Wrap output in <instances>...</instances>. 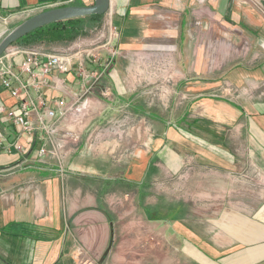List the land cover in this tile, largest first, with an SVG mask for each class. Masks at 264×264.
<instances>
[{
    "label": "crops",
    "instance_id": "crops-1",
    "mask_svg": "<svg viewBox=\"0 0 264 264\" xmlns=\"http://www.w3.org/2000/svg\"><path fill=\"white\" fill-rule=\"evenodd\" d=\"M94 1L0 0V36L9 30L13 21H19L16 27L42 10L79 2L94 4ZM111 2L112 5L115 3L121 16L117 20L121 32L119 49L130 56L140 55L145 66L153 61L151 51L161 50L168 60L167 64L173 65L172 71L162 78L165 86L161 84V93L154 91V96L147 101L136 95L130 98L133 111L150 118L153 113L150 108L156 107L154 100L159 96L165 107L163 111L167 114L162 117L158 115L163 118L159 121L156 115L152 116L153 125L148 128L153 131L150 132L151 140L145 145V151L135 154L134 159L130 160L131 166L123 159L124 141L120 137L123 125L113 127L118 139L104 141L101 145H106L113 157L108 163L111 159L108 154L97 157L91 151L94 143L98 142L95 139H99L95 134L101 135L104 124L97 121L96 126L92 125V119H98L102 113L97 114L99 117L84 120L90 110L94 113L98 107L96 103L89 102L81 120V125L90 124L82 132L84 148L75 156H70L67 163L72 172L65 176L59 174L54 160L48 158L49 161L45 163L35 161L41 145L37 137L22 132L17 125L0 116L4 142L13 145L11 152L0 148V264H90L89 259L82 258L78 241L87 243L95 251V239L98 245L107 240V227L115 224L104 213L105 193L109 190L110 182L116 183L113 180L134 181L136 194L140 195V189L145 194L143 187L152 175L158 174V164L174 168L179 156L189 154L200 163L216 165L219 185L221 179L224 182L226 178H234L240 153L237 146L239 141H245L248 146L247 151L241 153L264 156V18L258 8L245 0ZM191 15L193 19H190ZM204 15L207 18L202 19ZM177 16H181V25L172 27L169 19ZM185 25H193L197 33L201 30L204 37L199 39L190 35L188 39L183 38ZM231 31H237L248 41L260 44L263 52L256 53L259 63L227 67L230 58L227 60L226 50L231 41ZM253 48L256 50L257 44ZM218 52L224 57L222 64L215 57ZM22 58V55L17 56L14 63ZM118 64L114 65L112 73L114 86L106 83L108 86L102 84L98 89L94 85L91 94L95 91L98 94L100 89L109 86L115 90L116 97L128 94L130 90L124 85ZM65 76L68 78L66 86L69 93L64 96L70 102L83 92L76 64ZM146 77L154 81L152 75L146 74ZM222 77L225 79L222 80ZM128 82L132 83L131 80ZM225 82L245 83L247 90L243 104L227 97L214 96ZM260 85L262 90H258ZM169 86L173 89L172 93ZM44 93L50 99L60 95L52 87L44 88ZM0 99L7 105L14 104L5 90L0 91ZM16 143L24 145L25 152L16 150ZM79 168L85 172H76ZM12 170L15 173L8 174ZM113 174H118V177L112 178ZM113 234L112 230L110 235ZM260 256H263L262 253ZM260 259L264 260L262 257Z\"/></svg>",
    "mask_w": 264,
    "mask_h": 264
},
{
    "label": "rangeland",
    "instance_id": "rangeland-1",
    "mask_svg": "<svg viewBox=\"0 0 264 264\" xmlns=\"http://www.w3.org/2000/svg\"><path fill=\"white\" fill-rule=\"evenodd\" d=\"M245 1L257 7L262 19L264 18V0ZM117 11L114 3L98 22L88 23L86 36H81L70 43L56 41V43L27 45L12 44L3 56H8L18 48L27 47L51 53L101 49L103 54L101 59H104L106 67L100 82L95 85L98 89L102 84L108 86L106 83L114 86L112 73L114 65L119 62L120 75L125 81L124 85L130 91L128 94L123 93L121 97H116L112 87L109 86L106 90L109 91L107 96L101 95L100 89L98 94L101 96L98 95V97L103 108L97 100H89L88 103H96L98 107L94 113L90 110L84 120L88 121L94 115L97 116L96 114L102 108L99 112L102 115L97 116L98 119H92V125L96 126L99 121L102 125L104 124V128L101 127L104 130L100 133L101 135L95 134L99 139H95L98 142L94 143L91 151L97 157L99 155L105 157L108 154L111 158L108 163H111L113 157L110 150L105 148L106 145L103 144L104 147L101 145L104 141L118 139V135L112 128L118 124L123 125L120 130L125 149L123 159L126 160L127 165L131 166L130 160L134 159L135 154L139 155L145 151V145L151 140L150 132L153 131L148 128L152 127L154 118L151 115L150 119L147 115L136 114L130 98L136 95L147 101L154 96V91L161 93V84L165 86L162 78L167 75V72L172 71L173 65L167 64L168 60L165 59L161 50L151 51L154 58L146 66L143 57L138 54L130 56L124 52L112 58L108 48H120L121 32L117 20L121 16ZM178 17L169 19L172 27L176 24L181 25L179 21L181 16ZM201 18L207 17L204 15ZM188 19L187 17L186 24L189 23ZM190 19H193V16ZM194 21L195 18L191 23L194 24ZM17 23L19 21H13L9 30L1 34L0 40ZM183 29V38L188 39L190 35L199 39L204 37L201 30L197 33L193 25H185ZM253 42V40L248 41L243 34L231 31V41L226 50L227 60L230 58L227 67L259 63L260 59L256 57V53L260 54L263 50L259 43H256L255 50L253 47L256 44ZM217 48L218 51L219 47ZM136 53H142V51ZM215 57L219 64L224 63L221 53L218 52ZM134 59L137 62L134 63ZM185 66L186 70L187 65ZM146 74L152 75L154 81L151 82L147 77L145 79ZM224 79L222 77V80ZM129 80L132 83H129ZM169 84L171 85V82ZM230 84L233 91L228 98L243 104L242 99L245 98L243 96L247 90L245 83ZM262 88L261 86L258 90ZM168 89L171 93L173 92L170 86ZM107 97L112 98L113 101L108 100ZM161 101V97H156L154 100L156 107L150 109L156 112V116L162 117L166 112ZM151 102L153 103V100ZM89 125L88 123L79 127L78 132L81 137L78 141V150L73 156L84 148L85 137L82 132ZM237 146L240 153L235 165L234 178L231 180L226 178L224 182L221 179L219 185L217 182L220 178L216 176V165L200 163L196 158L192 159L189 154L184 157L179 156L174 168L169 169L165 164H158V174L156 172L152 175L147 185L143 187L145 194L141 193V189L140 195L136 194L137 185L134 181L126 183L125 180H113L116 182L114 184L110 182L107 188L109 190L105 193L104 213L115 225L107 227V240L99 245L94 238L95 251L86 242L84 244L78 241L82 258L89 259L90 264H264V260L260 259L264 258V156L243 154L248 148L245 141H239ZM76 172L83 173L85 170L79 168ZM115 176L118 177V174H113L112 178ZM112 230L113 236L110 235ZM98 248L99 250L96 251ZM260 253L263 256L259 257ZM257 258L259 260H256ZM100 259H103L101 263Z\"/></svg>",
    "mask_w": 264,
    "mask_h": 264
},
{
    "label": "built area",
    "instance_id": "built-area-1",
    "mask_svg": "<svg viewBox=\"0 0 264 264\" xmlns=\"http://www.w3.org/2000/svg\"><path fill=\"white\" fill-rule=\"evenodd\" d=\"M101 51L93 48L71 53H51L27 47L18 48L8 56L0 57V91H7L14 100V104L10 106L0 99V116L17 125L22 132L37 137L41 145L35 161L45 163L49 161L48 158L54 160L59 167V174L63 176L72 172L67 162L78 150L81 137L78 131L88 101L97 100L102 106L98 97L100 94H91V88L100 82L106 67L104 59H101ZM108 51L112 58L123 54L114 47L108 48ZM20 55L23 58L14 63ZM75 64L83 92L68 102L64 96L69 93L66 86L68 78L65 75L71 72ZM16 65H19L18 69ZM46 87L57 89L60 95L48 98L44 93ZM108 89L109 87L102 89V95L107 96ZM232 89L231 84L227 82L220 89L221 92L219 90L214 96L228 98L232 95ZM107 98L113 101L112 98ZM4 136L0 130V148L11 152L13 145L4 142ZM15 146L20 153L26 150L24 145L16 143ZM14 173L12 170L8 174Z\"/></svg>",
    "mask_w": 264,
    "mask_h": 264
},
{
    "label": "water",
    "instance_id": "water-1",
    "mask_svg": "<svg viewBox=\"0 0 264 264\" xmlns=\"http://www.w3.org/2000/svg\"><path fill=\"white\" fill-rule=\"evenodd\" d=\"M94 2V4L85 5H59L27 17L24 22L11 29V31L0 40V57L3 56L8 48L17 40L42 26L75 17L104 14L112 5L111 0H95ZM102 260L103 259H101L100 263Z\"/></svg>",
    "mask_w": 264,
    "mask_h": 264
},
{
    "label": "trees",
    "instance_id": "trees-1",
    "mask_svg": "<svg viewBox=\"0 0 264 264\" xmlns=\"http://www.w3.org/2000/svg\"><path fill=\"white\" fill-rule=\"evenodd\" d=\"M72 4L84 5V3L81 2ZM102 15L103 14L87 15L85 17H75L69 20L56 21V23L42 26L28 33L25 37L17 40L13 44L56 43V41L70 43L81 36H86L88 33V23L98 22ZM153 113L151 116H155L156 112ZM158 119L162 120L163 118L158 117Z\"/></svg>",
    "mask_w": 264,
    "mask_h": 264
}]
</instances>
